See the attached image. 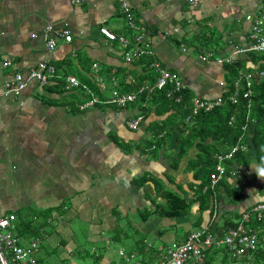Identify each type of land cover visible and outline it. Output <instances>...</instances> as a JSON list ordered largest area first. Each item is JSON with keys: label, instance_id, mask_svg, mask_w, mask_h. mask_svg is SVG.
<instances>
[{"label": "crops", "instance_id": "0c3cea01", "mask_svg": "<svg viewBox=\"0 0 264 264\" xmlns=\"http://www.w3.org/2000/svg\"><path fill=\"white\" fill-rule=\"evenodd\" d=\"M189 1L0 0V91L17 73L27 81L16 99H0V217L14 215L23 246L40 231L37 264H84L87 258L91 264H156L166 247L197 231L212 237L213 252L226 247L227 227L264 203V181L253 171L264 162V139H255L256 121L246 104L244 114L235 107L227 121L237 128L246 124L238 136L244 149L221 162L227 172L209 190L217 156L233 146L207 138L206 122L192 113L181 119L174 108L141 97L124 107L81 110L87 94L65 86L64 78L72 76L99 99L114 90L130 94L154 84L149 64L158 62L182 79L192 97H227L232 77L225 64L204 54L256 68L248 58L254 23L247 17L264 20V0H199L196 7ZM123 4L147 35L153 58L126 63L122 46L99 34L107 27L133 43ZM56 30L67 31L71 41ZM50 40L56 43L52 52ZM48 60L58 78L45 85L28 80L30 69ZM139 117L138 128L130 129L128 122ZM172 198L186 206L179 214L167 213ZM73 221L83 227L89 254ZM253 228L264 232L260 224Z\"/></svg>", "mask_w": 264, "mask_h": 264}, {"label": "built area", "instance_id": "2783aa9c", "mask_svg": "<svg viewBox=\"0 0 264 264\" xmlns=\"http://www.w3.org/2000/svg\"><path fill=\"white\" fill-rule=\"evenodd\" d=\"M189 2L192 7H196L199 0H190ZM122 7L121 14L126 18L129 30L133 32V43L130 39L122 35L115 34L107 27H100L99 34L106 40L118 42L122 46L124 49V61L126 63H132L134 61L141 60L142 58H153L155 53L147 35L144 34L145 32L142 31L143 29L136 27L133 21V16L131 12H129L128 7L124 4ZM247 19L252 20L254 23L253 32L250 35L251 45L249 50L256 53H264V20L261 17H247ZM48 30L52 31V28L48 27ZM55 34L63 37L66 42L71 41V36L67 31L56 30ZM55 46V41L50 40L47 43L48 51L52 52L55 49ZM204 57L207 60L213 59V55L211 53L204 54ZM214 60L217 64L231 63L229 59L218 58ZM9 65L10 61L5 60L3 66L7 67ZM149 67L155 73L154 84L150 88V91L154 89L161 91L167 86H170V89L166 94L167 99H171L173 93L177 92L178 98L176 99V102H179L181 100V93H184L187 90V87L182 79L178 75L169 72L158 62L150 63ZM28 77V80H34L41 85H45L50 80L58 78V75L56 67L48 60L40 62L35 67L30 69ZM64 81L67 89H80L87 94L88 100L82 105H79L81 110L100 104H111L118 107H124L126 104L134 102L137 99V94L135 92L130 94H121L114 90L109 99L102 100L97 98L87 85L81 83L76 78L66 76ZM26 85L27 81L24 80L23 76L19 73L15 74L13 78L5 84L2 91H0V99H16L25 89ZM252 85V75L241 72L234 83V89L231 95H229L227 99L224 100L222 98H217L213 100H200L193 98L191 99V113L193 115H197L199 112H211L212 110L223 106L226 101L236 105L239 98L244 99L246 108L251 110V97L253 92ZM100 87H103L102 84H100ZM144 89V87L139 88L137 93H142ZM140 120L141 117L129 121V128L136 130L140 124ZM244 120L246 121L248 118L245 117ZM228 125L233 127L234 123L232 119L228 122ZM245 129V123L240 125L241 132ZM241 149L243 150L244 147L240 145L239 137L238 144L233 145L230 152L224 156H217V162L214 165L213 172L209 180V190H213L218 183H220L227 172L226 167L221 162L230 160L233 155L237 151H241ZM263 219L264 203H258L249 211L244 212L234 226L226 228L222 243L225 244L228 251L233 256H240L244 252L255 250L258 236L252 227V223L254 220L261 222ZM14 220L15 217L12 214L0 217V264H37V254L40 252L43 239L40 237H33L28 246L21 245L20 239L14 234ZM213 243L214 241L210 235H203L200 231L193 232L188 236L184 243L172 247H166L162 251L163 254L161 256V260L156 264H187L191 259L198 263H202L205 259L204 250L210 248Z\"/></svg>", "mask_w": 264, "mask_h": 264}, {"label": "trees", "instance_id": "16d2710c", "mask_svg": "<svg viewBox=\"0 0 264 264\" xmlns=\"http://www.w3.org/2000/svg\"><path fill=\"white\" fill-rule=\"evenodd\" d=\"M248 53H249L248 58L251 60L253 66H256V68H250V67L247 68L246 64L242 60H236V61H232L229 64H225L228 75L232 77V79H230L226 84L228 86L227 88L228 90L226 94H228V96L231 95L233 91L234 82L235 80H237L238 73L241 70L245 69L243 71L244 73H248L252 75L253 93L251 97L252 98L251 99L252 100L251 115L253 117V120L256 121L255 130L257 131V134L255 136V139L260 143V141L264 139V53H256L254 51H249ZM141 87L145 88L144 91L142 93L141 92L137 93L138 89ZM151 87L152 85L141 84L135 89V93L137 94L136 97L137 98L141 97L142 100H146V101L150 99L153 103L157 105L161 104V106L163 107H169V108L172 107L174 108L175 113L181 114V119L186 118L191 113L192 108L189 102L194 97H192L189 91L186 90L184 93H181V100L179 102H176V99L178 98L177 92L173 93V96L171 99L170 98L167 99L166 97V94L169 91L170 86H167L165 89L161 91H157L156 89L150 91ZM122 94H126V93H122ZM223 97H224L223 99H227L226 95H224ZM226 102H228L229 105H228V108L224 110H222L223 106H221L220 108H216L212 110L211 112H206V113L199 112L197 115H195V117L203 122H206V120H210L216 116L221 117L222 118V125H221L222 129L221 130H216V129L212 130L211 127H207V128L203 127L202 131H205L204 133H206L207 138L211 137L213 139V137L214 138L217 137L219 141L225 142L227 143V145H233L237 142L238 136L241 135V131H240V127L237 128V127L229 126L227 121L231 115L235 114L234 113L235 107L238 110L241 109V111L244 114L245 100L242 98H239L235 106H232L233 104L231 105L229 101H226ZM238 116L240 115L238 114ZM241 122L243 123V120H241L239 124H242ZM259 122L261 123H260V126L258 127L257 124ZM259 146L260 144L258 145V147ZM242 158H247V155L244 154ZM211 161H213L212 157L209 158L208 163L212 164ZM172 199H173L171 200L172 208L166 209L167 213L170 215L179 214L182 210L185 209L186 206L180 199H176V198H172ZM263 221L258 222L254 220L252 223L253 227H255L257 224H260V226H262V230L264 231ZM36 231H37V234H39L37 237H40L43 239V237L40 235V231H38V229ZM259 233L260 232H257L258 241H257V246L255 250L244 252L240 256H233L228 251L227 247H222L221 249L224 250L226 255L224 257H221L220 264H264V240H263L264 232H262V234L261 233L259 234ZM214 246L215 244L212 245V248ZM212 248H210L209 250L207 249V251L205 252V259H204L203 264H216L218 260V257L216 256V254L218 253L220 249L212 252Z\"/></svg>", "mask_w": 264, "mask_h": 264}, {"label": "rangeland", "instance_id": "374dc122", "mask_svg": "<svg viewBox=\"0 0 264 264\" xmlns=\"http://www.w3.org/2000/svg\"><path fill=\"white\" fill-rule=\"evenodd\" d=\"M200 51V50H199ZM201 51H206V50H201ZM201 51H200V53H201ZM206 52H211V51H206ZM206 54V53H205ZM225 100V99H224ZM228 105H229V103L228 102H226V103H224V105H223V107H222V110H224V109H226V108H228ZM141 120H142V117H141ZM140 120V121H141ZM260 123L261 122H259L257 125H258V127L260 126ZM201 125H202V123H201ZM222 118L221 117H213L212 119H210V120H206V127H211L212 128V130L213 129H216V130H221L222 129ZM191 132L192 131H189V135L191 136ZM196 132H194V135L193 136H191L190 137V140H196ZM215 139V141H217V143H218V139L217 138H214ZM213 150V148L211 147L210 148V151H212ZM215 162V161H214ZM72 227H73V229H75V231H76V235L78 236V237H80V242L83 244V246L84 247H86L88 250H87V253L89 254V250H90V248H92L90 245H87V243L84 241V235H85V233H84V231L82 230L83 229V227H82V225L78 222V221H73L72 222ZM50 229V228H49ZM41 235V234H40ZM42 236V235H41ZM42 245V244H41ZM115 246H117L116 244H115ZM83 247V248H84ZM117 248H118V246H117ZM40 250H41V248H40ZM108 255L110 254V252H111V249H108ZM112 255H114L115 256V259H120V257H118V255L117 254H114V253H112ZM226 254H225V252H224V250L223 249H220L219 251H218V253L216 254V256L218 257V260H217V262H216V264H220V259H221V257H224ZM114 262H117L116 260H113ZM52 263V262H51ZM84 264H91V259L89 258H87L86 260H84Z\"/></svg>", "mask_w": 264, "mask_h": 264}, {"label": "clouds", "instance_id": "9594fccd", "mask_svg": "<svg viewBox=\"0 0 264 264\" xmlns=\"http://www.w3.org/2000/svg\"><path fill=\"white\" fill-rule=\"evenodd\" d=\"M249 51H251V50H249ZM213 55V54H212ZM213 57H214V55H213ZM210 60V59H209ZM212 60V59H211ZM213 60H214V58H213ZM226 64V63H225ZM220 65H223V64H220ZM242 71V73H244L243 72V70H241ZM248 74V73H247ZM253 93V92H252ZM229 97V96H228ZM223 99V98H222ZM252 99V98H251ZM237 142H238V140H237ZM233 145H236V144H233ZM232 145V146H233ZM225 162V161H224ZM224 164V166L225 167H227V165H225V163H223ZM253 171H254V173H255V175H256V177L258 178V179H260V180H262V181H264V162H262L261 164H259V165H257L254 169H253Z\"/></svg>", "mask_w": 264, "mask_h": 264}]
</instances>
